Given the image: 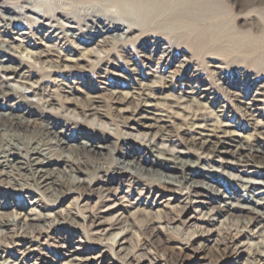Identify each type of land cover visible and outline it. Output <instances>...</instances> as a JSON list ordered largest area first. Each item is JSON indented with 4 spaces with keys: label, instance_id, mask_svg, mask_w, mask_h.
Here are the masks:
<instances>
[{
    "label": "bare ground",
    "instance_id": "1",
    "mask_svg": "<svg viewBox=\"0 0 264 264\" xmlns=\"http://www.w3.org/2000/svg\"><path fill=\"white\" fill-rule=\"evenodd\" d=\"M6 1H0V8L13 16H0L4 20L14 21V19H18L20 21L27 13L55 21L65 19L69 22L72 19L71 12H67L66 8H63L64 6L61 7L63 4L60 6L61 2L59 1L62 0H56L60 7L54 8L52 13L46 11L49 15L37 11L40 0L39 2L35 0L38 2L36 7L34 5L31 7V0H13L15 2L11 3ZM65 1L67 3V0ZM69 1L71 3L77 2V4L86 3L87 6L90 5L91 7L98 5V8L93 10L91 8L82 21L84 26L94 30L90 33L94 40L102 35L119 37L121 40L119 35L124 28H128L132 32L138 30L145 33L163 34L168 40L169 38L174 39L172 45H177L175 50L179 47L178 52H176L174 49L168 51V49L163 48L164 46H161L162 52L167 53L166 57L170 56L167 60L166 57L164 58L168 66L171 65L172 60H176L178 54L183 55L188 52L191 57L197 59H204L208 55L210 60L215 58L224 63L230 62L242 67V69L245 68L243 74L240 73L241 71L238 74L240 73L242 77L248 76L247 80L254 85H257V81L260 79H264V0H230L232 8L236 10L232 18L219 16L215 13L216 6L214 7V3L216 0ZM50 2L52 4L53 0ZM46 4L42 6L45 7ZM79 6L81 7L80 4ZM113 6L123 7L122 10L125 12H122L124 14L118 15L117 12H113L110 9ZM74 8L71 7L72 10ZM78 8L76 9L78 10ZM41 9L39 8V10ZM127 11L135 16L136 24L124 25L123 22L129 23L134 18ZM118 13L120 12L118 11ZM26 17L34 19L33 16L27 15ZM230 20L232 24L228 25ZM41 21H36V23ZM3 27L0 25V29ZM18 27L19 24L14 25L15 29ZM4 28L10 30V33L13 32V29L11 30L8 25H5ZM59 28L63 30L61 26ZM26 33L28 32L26 31ZM76 33L72 32L69 36L77 38ZM67 34L65 31L57 32L54 29L49 35V40L51 43L52 40H56V42L60 41V44L61 42L65 44ZM12 49L14 48L12 47ZM59 49H56L54 43L50 46L45 45L44 51L39 52L38 55L34 53L35 56L37 55L35 58L38 59L54 57L56 58L55 61L63 66V68L56 70L51 68V71L44 72L43 75L47 77L48 82L39 81L38 88L33 90L34 95L37 93L41 95V99L48 105L57 103L55 102L56 99L47 92L49 82H56L57 79L63 77L65 72L70 71L71 65L74 67L79 66L81 61L88 62L87 59L94 53L84 48L76 56L70 57V54H62ZM119 54L111 55L108 59L127 61L126 55L121 54V56ZM142 57L144 56L142 55ZM15 58L16 56L3 48V45L0 46V70L3 69L14 77L27 81L35 78L31 72L24 73L23 63L13 66ZM161 60H158L159 63ZM150 61L152 60L148 59V62ZM51 62L53 63L52 60ZM102 68L111 69L117 75L121 74V68L111 64L109 60L103 63ZM142 74L141 70H136L133 74L127 75L135 86L130 88L127 85L123 88V84L119 85V91L108 92L105 97L100 95L95 87L88 86L89 89L86 93L81 95L83 98L80 108L88 111L91 115H97L100 113V107L105 106L107 110L114 112V117L120 118L122 121H140L141 118L147 117L141 115L143 112L151 114L152 117L150 116L148 119H151L153 123L148 125L141 123L139 125L152 129L155 137L180 136L184 145L188 146V150L157 148L149 140L143 138L135 140L132 138V134L117 129L111 130L94 124L85 127L84 120L48 110L44 107V103L40 105L32 102L23 94L24 92L12 89L0 79V184L4 182L12 188L18 187L20 189L35 188L48 195L50 201L60 200V204L65 198L72 195L75 196L76 201L94 193H97L99 197L108 196L116 183L121 185L124 182H144L148 186L156 184L165 191L185 187L190 196L201 199V204L211 206L212 211L224 215L231 223L235 220V224L237 222L246 223V225L259 226L264 229V182L243 179H240L241 182H236V179L231 175L227 180V177L223 178V173L220 170L205 161L212 156L227 155L235 164L243 167L250 164L261 165L262 162L259 164L258 162L264 157V147L260 145L262 140L253 138L251 135L242 136L240 139L230 138L238 134L233 128L240 127L241 131L247 130L249 126L256 128L259 121L253 117L247 120L245 117L243 120L236 118V122H233L231 121L232 116L228 118L227 122L217 118V120H212V114L210 115L208 111L206 113L199 110L204 109L198 107L202 103H198L195 109L192 106H190L192 109L186 108L184 103L189 101L191 96L197 94L198 90L182 91L180 96L172 97V99L169 96H162L161 91L165 88L171 90L174 78L182 75L183 72H173L168 79L160 84H157L158 82L147 84L137 81L135 77ZM191 77L196 78V80L199 79L197 76L192 75ZM58 87L62 93H65V96L74 94L73 89L59 85ZM233 94V100L240 104L239 108L246 115L254 116L251 114V110L255 103L245 101V96L240 93ZM75 99L76 101L65 99L63 103H71L73 107L77 108V98L75 97ZM63 103L60 104L61 108ZM219 103L222 104L224 101ZM163 106H167V109ZM169 109L170 111H168ZM131 125L134 126V124ZM194 128L198 130V137L189 133V131H195ZM12 142H16L20 146H14ZM232 142H236L235 149L233 151L226 149V146L231 145ZM190 148L197 149L191 150ZM65 151L68 152L67 155H63ZM113 154H118L119 158L112 157ZM190 156H195V159H190ZM59 168H63L67 172L65 177L59 174ZM215 202L219 205H215ZM6 206L20 207L16 201L13 203L0 201V227L13 224L11 220L3 218L7 215L3 212ZM44 217L47 218V216ZM65 218L74 224H78V221L82 220L83 223L96 226V230H99L97 232L101 234L105 233L107 228L115 225V222L112 221L98 222L101 215L94 211L84 215L80 220L78 215L73 213L66 214ZM36 221L27 216L22 219L23 225L27 228L39 225ZM140 222L139 226L142 227L147 224L148 220ZM132 225L134 224L132 223ZM128 234L133 236L134 232L128 230ZM34 238L37 239L38 237ZM18 239L23 246H27V250L33 251L31 247L34 240L31 237L24 235ZM173 239L169 236L166 237L169 243ZM137 242L140 248H146V242L140 239ZM115 243L114 238H107L105 246L112 250ZM223 251L220 249L218 258L221 257ZM248 256L253 262H258L261 259V252L254 250L249 252ZM122 257V260H127V264H141L133 248L124 252ZM36 259L40 262L43 261L40 255ZM147 259L148 263L151 264L152 257L148 256ZM162 261L164 264H183L179 256H166Z\"/></svg>",
    "mask_w": 264,
    "mask_h": 264
},
{
    "label": "rangeland",
    "instance_id": "2",
    "mask_svg": "<svg viewBox=\"0 0 264 264\" xmlns=\"http://www.w3.org/2000/svg\"><path fill=\"white\" fill-rule=\"evenodd\" d=\"M46 1L40 0L39 2L38 0L40 4L38 5L37 1L31 0L30 5L31 7L38 5L37 11L41 14L46 13L49 15V11V13H52L54 8L63 4L61 7L64 6L63 8H66L67 12H71V15H69L72 19L69 22L65 19H59L56 22L53 19H42L36 14L30 13H27L26 16H33L34 19H29L26 16L22 17L20 21L18 19L9 21L8 19L0 18L1 26L5 27V25H8L11 30L13 29L12 33L4 27L0 29V46L3 45V48L16 56L13 66L23 63L24 73L31 72L35 76V78L27 81L14 77L2 69L0 70V79L9 87L22 93L24 92L23 94L34 103H39L40 105L44 103V107L48 110L61 112L67 116L84 120L85 127L94 124L110 128L111 130L117 129L118 131L132 134V138L135 140H141L142 138L149 140L157 148L186 151L188 146L184 145L180 136L174 135L169 138L166 136L164 138L155 137L152 129L139 125L141 123L145 125L153 123L151 119H148L151 114L143 112L141 115L147 117L141 118L140 121H122L120 118L114 117V112L107 110L105 106L100 107V115H91L88 111L80 108L83 98L81 95L86 93L89 89L88 86L95 87L98 89L97 92L105 97L108 92L119 91V85L123 84V88L127 85L130 88L134 87V82L127 75L133 74L136 70H141L143 73L135 77L137 81L147 84L163 83L173 72L180 71L183 74L174 78L171 90L165 88L161 91L162 96H169L172 99V97L180 96L182 91L198 90L197 94L191 96V99L184 103L186 108L192 106L195 109L198 103H202L203 105L201 104L198 107L204 109H199L200 111L206 113L208 111L210 115L212 114V120L221 119L226 122L230 116H232L231 121L233 122H236V118L243 120L246 117L245 119L248 120L253 117V119L259 121L256 128L249 126L247 130L242 131L240 127L233 128L236 129L238 134L230 138L240 139L242 136L251 135L253 138L262 140L260 145L264 147V79H260L257 81V85H254L247 80L248 76L242 77L241 74L245 72V68L242 69V67L233 63H224L215 58L210 60L208 55L204 59H197L196 57H191L188 52L183 55L178 54L176 60H172L171 65L168 66L166 60L170 56L166 57L167 53L162 52L161 46L170 51L177 45H172L174 39L169 38V41L163 34L145 33L138 30L132 32L128 28H124L119 35L122 38L121 40H119V37H111L110 35H106L107 37L102 35L108 39L107 41L102 36L94 40L92 39L93 36L90 35L94 30L84 26L82 21H84L86 14L90 12L91 8L92 10L96 7L98 8L97 4V6L94 5L96 7H91L89 4L87 6L86 3H71L69 0L66 3L65 0H57L61 2L59 6V2L56 0H53L52 4L51 0H48L49 2ZM6 2L15 1L7 0ZM41 3L46 4L45 7ZM74 6L76 7L74 8ZM215 6V13L219 16L232 18L234 13H236L230 0H216ZM113 7H110L113 12H117L118 15L124 14L125 10H122L124 9L123 7ZM39 8L43 9L39 10ZM75 11L76 13H74ZM127 13L131 15L129 11ZM7 14L6 11L4 12L0 8L1 17L13 16ZM135 19L134 16L132 20L134 23L132 21L123 23L126 26L133 25L137 23V21L135 23ZM36 21L41 22L36 23ZM228 22V25L232 24L231 20ZM15 24H19L17 29L14 28ZM60 26L63 30L59 28ZM3 29L5 30L3 31ZM54 29L57 32L65 31L66 34L70 32L67 34L65 44L64 42L60 44V41L56 42V40H52L53 44L50 42L49 35ZM72 32L77 34V38L69 36ZM54 43L56 44V49L61 47L59 50H61L62 54H70V57L76 56L84 48L94 53L89 56L91 59L88 58V62L81 61L79 66L74 67L70 64V71L65 72L63 77L57 79L56 82H49L47 92L56 99L55 102L57 103L48 105L41 99V95L38 93V95H34L33 90L38 88L39 81L48 82L47 77L43 75L44 72L51 71V68L52 70L63 68V66H60L54 57L50 59H38L35 57H37L39 52L44 51L45 45L50 46L54 45ZM177 49L174 50L178 52ZM27 52H30V54L28 55ZM34 53L37 55L35 56ZM119 53L126 55L127 61L131 60L127 62L123 59H117V61L111 60L112 58L108 59L111 55ZM165 57L166 60H164ZM148 59L152 61L148 62ZM160 59H162L161 63H159ZM108 60L111 64L113 63V65L115 64L121 68V74L117 75L111 69L105 70L102 68L103 63ZM239 71H241V74H238ZM111 72L112 74H109ZM192 75L197 76L199 79L196 80V78L191 77ZM58 85L73 89L74 94L65 96V93L59 90ZM233 93H240L245 96V101H253L255 103L251 110V114L254 116L246 115L239 108L240 104L233 100ZM75 97L77 98V108L73 107L71 103H63L65 99L76 101ZM222 100L224 101L223 105L219 103ZM61 103H63L62 108L60 107ZM163 107L167 109V106ZM192 107L190 108L192 109ZM131 124H134V126ZM197 132V129L189 131L191 135L198 137ZM12 143L14 146H20L16 142ZM235 144L236 142H232L231 145L226 146V149L233 151ZM67 153L65 151L63 155H67ZM112 157L119 158L118 154H113ZM190 159H195V156H190ZM205 161L220 170L223 173V178L227 177V180L231 175L236 179V182H241L240 179L264 182V157L258 162V164L262 162L261 165L250 164L245 167L235 164L227 155L212 156ZM59 170V174L65 177L67 172L63 168H59ZM187 192L188 190L185 187L174 189L173 191H165L156 184L148 186L144 182H124L121 185L116 183L108 196L99 197L97 193H94L76 201L75 196L72 195L65 198L60 204V200L50 201L47 197L48 195L41 193L35 188H12V186L3 182L0 184V201H10L11 203L16 201L20 207L6 206L3 209V212L7 214V217L3 218L11 220L13 224L7 227H0V264H127V260H122V255L132 248L137 258L140 259L141 264H149L148 256L152 257L151 264H164L162 260L166 256H179L183 264H264V229L259 226L246 225V223L237 222L235 224V220L231 223L224 215L216 214L215 211H212L211 206L201 204V199L192 197ZM215 205H219V203L215 202ZM93 211L101 215L98 222L112 221L115 222V225L107 228L108 230L101 234L97 232L99 230H96V226H90L89 223H83L80 220L84 215ZM68 213L77 214L80 220L78 221L79 223L74 224L67 220L65 215ZM26 216L35 221L37 220L36 222L39 225L28 228L24 226L22 219ZM44 216H47V218ZM142 220H148V222L140 227L139 223ZM238 225L239 227H237ZM128 230L134 232L133 236L128 234ZM24 235L34 240L31 247L33 251L27 250V246H23L19 241L18 238ZM167 236L174 238L172 242H167ZM34 237L38 238L35 239ZM107 238H114V242L116 241L112 250L105 246ZM138 239L147 243L145 249L138 246ZM220 249L224 251L221 253V257L218 258ZM254 250L261 252V259L258 262H253L248 256V253ZM38 255L43 261L40 262L36 259Z\"/></svg>",
    "mask_w": 264,
    "mask_h": 264
}]
</instances>
